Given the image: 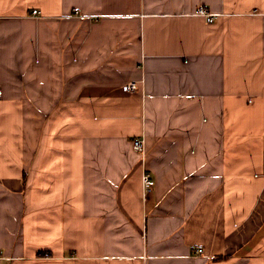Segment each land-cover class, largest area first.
I'll use <instances>...</instances> for the list:
<instances>
[{
  "label": "crops",
  "instance_id": "crops-1",
  "mask_svg": "<svg viewBox=\"0 0 264 264\" xmlns=\"http://www.w3.org/2000/svg\"><path fill=\"white\" fill-rule=\"evenodd\" d=\"M0 87V264H264V0H0Z\"/></svg>",
  "mask_w": 264,
  "mask_h": 264
},
{
  "label": "built area",
  "instance_id": "built-area-1",
  "mask_svg": "<svg viewBox=\"0 0 264 264\" xmlns=\"http://www.w3.org/2000/svg\"><path fill=\"white\" fill-rule=\"evenodd\" d=\"M40 13H41V11L38 8H34L32 10L33 15H39ZM198 13L205 16L206 20L209 22L214 21L217 17L216 14L208 12L206 7H204V6H200L198 8ZM126 88L130 91H137L138 90V84L134 81H129L126 84ZM3 93H4V91L0 87V98L3 96ZM133 147L136 151L144 154L145 153L144 138L142 136L136 137L133 140ZM142 180H143V191H144V194L147 195L148 193H150L153 190V188L156 184V181L149 171H144V173L142 175ZM194 250L196 253H202L204 251V247L202 245H197Z\"/></svg>",
  "mask_w": 264,
  "mask_h": 264
}]
</instances>
